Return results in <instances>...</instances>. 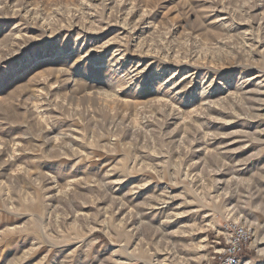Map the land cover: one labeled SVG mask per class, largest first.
<instances>
[{
    "label": "rangeland",
    "instance_id": "obj_1",
    "mask_svg": "<svg viewBox=\"0 0 264 264\" xmlns=\"http://www.w3.org/2000/svg\"><path fill=\"white\" fill-rule=\"evenodd\" d=\"M233 223L264 264V0H0V264H223Z\"/></svg>",
    "mask_w": 264,
    "mask_h": 264
},
{
    "label": "built area",
    "instance_id": "obj_2",
    "mask_svg": "<svg viewBox=\"0 0 264 264\" xmlns=\"http://www.w3.org/2000/svg\"><path fill=\"white\" fill-rule=\"evenodd\" d=\"M252 236L250 227L230 224L226 228L225 248L219 259L224 264H238Z\"/></svg>",
    "mask_w": 264,
    "mask_h": 264
}]
</instances>
